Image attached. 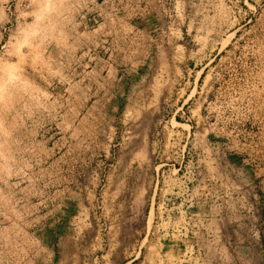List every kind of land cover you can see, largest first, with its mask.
I'll list each match as a JSON object with an SVG mask.
<instances>
[{
  "label": "rangeland",
  "instance_id": "1",
  "mask_svg": "<svg viewBox=\"0 0 264 264\" xmlns=\"http://www.w3.org/2000/svg\"><path fill=\"white\" fill-rule=\"evenodd\" d=\"M0 264H264V0H0Z\"/></svg>",
  "mask_w": 264,
  "mask_h": 264
}]
</instances>
